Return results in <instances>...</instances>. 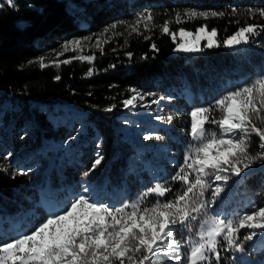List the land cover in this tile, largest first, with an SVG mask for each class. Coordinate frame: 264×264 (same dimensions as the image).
<instances>
[{"label":"trees","instance_id":"16d2710c","mask_svg":"<svg viewBox=\"0 0 264 264\" xmlns=\"http://www.w3.org/2000/svg\"><path fill=\"white\" fill-rule=\"evenodd\" d=\"M249 9H264V0H15V7L0 0V169H5L0 170V235L34 229L49 209L70 203L85 185L98 203L113 207L135 201L156 181L167 183L173 193L181 191L171 177L193 143L188 113L264 74V31L248 44L184 53L174 50L177 41L161 31V22L178 10L206 12L207 19L186 18L177 25L194 29L206 23L222 41L245 24H264V17ZM149 13L154 22L147 27L130 23ZM112 24L111 39L93 51L92 61L73 59L79 56L65 51L69 38L102 33ZM132 89L143 94L149 117L128 126L137 134L131 138L123 128L130 115L122 101ZM153 99L158 103L151 104ZM146 134L160 138L144 140ZM257 150L253 143L250 151ZM97 153L101 164L84 177ZM204 198H211V189ZM253 204L264 206L261 161L240 178L232 177L222 198L198 221L209 213L234 218L253 211ZM192 223L198 229L199 223ZM255 237L242 253L221 248V264H264V233ZM171 263L159 258V264Z\"/></svg>","mask_w":264,"mask_h":264},{"label":"snow or ice","instance_id":"6c2138e0","mask_svg":"<svg viewBox=\"0 0 264 264\" xmlns=\"http://www.w3.org/2000/svg\"><path fill=\"white\" fill-rule=\"evenodd\" d=\"M6 3L15 7V0H6ZM248 11H258L259 16L264 17V9ZM184 15L189 19L197 16L207 19L209 13L186 10ZM211 15L222 16L224 13L212 12ZM152 19L151 13L141 14L137 24ZM181 22L178 13L176 23ZM115 27L116 24H112L104 31ZM132 30L137 31V28L133 26ZM161 31L170 35L174 43L179 36L175 51L196 53L204 48H233L248 44L250 37L264 31V24H245L222 41L217 39L216 29L209 30L204 25L194 32L184 28L172 32L165 21ZM201 41L206 43L201 46ZM80 47V39L67 41L64 45L65 51ZM73 59L90 62L94 57ZM70 62L63 61L65 64ZM40 67H45L43 58ZM131 91L136 92L135 89ZM138 98L143 100L139 93L124 99L123 107L136 108ZM150 103L157 104L158 101L153 99ZM113 107L105 111L111 112ZM188 116V135L193 143L171 177L172 181L183 186L181 191L173 193L167 183L156 181L135 201L113 207L98 203L93 190L85 185L82 193L70 203L49 209L47 216L34 229L25 232L22 228H14L0 235V264H159L160 257H168L179 264H221V248L226 252H244L246 242L252 241L258 231L264 233V206L257 208L253 204V211L234 218L216 214L198 221V215L222 198L225 185L232 177L240 178L257 161L264 162V127L257 124L259 121L264 125V74L227 91L213 105L193 108ZM209 125H215L216 130ZM254 137L258 138V143ZM143 138L153 140L160 137L146 134ZM253 143L258 149L255 152L250 151ZM10 156L11 152L4 158ZM102 160L103 156L97 153L91 167L82 175L88 177ZM209 177L221 183L213 187ZM210 189L211 198L206 200L205 193ZM170 194L172 199L167 198ZM150 197L155 198L154 202L145 205ZM192 222H198L199 228L195 229ZM244 229L250 231L242 234ZM177 233L181 238H177ZM192 233L195 239L190 235ZM182 249L183 259L179 254Z\"/></svg>","mask_w":264,"mask_h":264},{"label":"rangeland","instance_id":"374dc122","mask_svg":"<svg viewBox=\"0 0 264 264\" xmlns=\"http://www.w3.org/2000/svg\"><path fill=\"white\" fill-rule=\"evenodd\" d=\"M185 11L186 10H178V11H174L172 14L166 15L164 17L165 19L161 22V27L163 26L165 21H167L169 23V28H170V31H172V32H178V30L180 28H184V29H186L188 31L194 32L201 25L207 26L206 23H202V24L198 25L197 27H195L194 29L178 26L177 24H179V23H176V15L179 13L181 21H184L186 18H188L187 16L184 15ZM135 22H137V19H136V21H131L130 23L137 24ZM148 22H150V21H147V22L141 21L140 24H142V25L147 24V26H148ZM152 22H154V21L152 20ZM159 22H160V20H159ZM207 28L209 30L213 29V28H209V27H207ZM111 35H112V33L107 31V32H102V33L89 34V35H80V36H76V37H71L67 41L80 39L81 40V47L76 49L74 51V53H76L78 56H88V55H92L93 51H95L97 49L102 50V47L107 42V40L111 39ZM84 38H88V39H84ZM98 41H99V46H97ZM176 41H177L176 43H179V41H180L179 36H177V40ZM202 42L206 43V41H201V43ZM137 93H139L140 95L143 96V94L140 91H137V90H136V92L131 93L130 96L136 95ZM130 96H128L126 98H129ZM141 105H143V106H141ZM127 113L130 116L127 117V118H124L126 124L123 125V128L126 131L128 130V126H130V124H135V122L140 121L141 118H148L149 117V115H148V107H147V104H146L144 98H143V100H140L138 98L137 99V107L134 108V109H129L127 111ZM127 133H128V136H130L131 138L132 137H137V134L134 133V132L130 133L129 131H127ZM212 184H213V187H215L216 183L215 184L212 183ZM227 190H229V189H227ZM212 215H216V214L209 213V214L205 215V217L203 219H209ZM198 228H199V226H198ZM191 235L193 236L194 239L196 238L194 233L191 234ZM256 240H257V237H254L251 242L256 241ZM171 264H179V262H177L175 260H172Z\"/></svg>","mask_w":264,"mask_h":264}]
</instances>
